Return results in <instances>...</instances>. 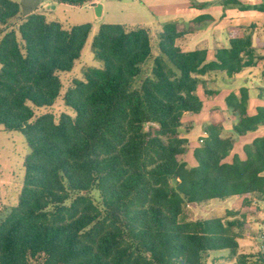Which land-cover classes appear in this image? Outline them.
<instances>
[{
  "label": "trees",
  "instance_id": "trees-1",
  "mask_svg": "<svg viewBox=\"0 0 264 264\" xmlns=\"http://www.w3.org/2000/svg\"><path fill=\"white\" fill-rule=\"evenodd\" d=\"M38 1L80 7L92 0ZM214 3L264 12V2ZM19 16L18 3L0 0V127L21 134L28 148L16 205L0 220V264H203L207 253L235 251L237 222L190 220L183 208L264 200V136L243 147L244 160L225 163L234 139L212 121L191 167L181 120L202 109L200 76L230 78L254 64L250 38L230 36L207 61L205 50L180 48L184 33L174 23L156 38L144 28L102 24L90 45L99 67L74 80L62 100L72 116L55 120L34 109L57 100L59 75L79 60L91 25ZM247 102L245 89L225 98L237 120L234 137L264 126V105L248 116ZM257 259L264 264V250Z\"/></svg>",
  "mask_w": 264,
  "mask_h": 264
},
{
  "label": "crops",
  "instance_id": "crops-1",
  "mask_svg": "<svg viewBox=\"0 0 264 264\" xmlns=\"http://www.w3.org/2000/svg\"><path fill=\"white\" fill-rule=\"evenodd\" d=\"M218 1L220 0H133L135 3L133 4V13L139 14V18L129 22L109 23L123 25L127 28H144L154 38L161 32L165 24L174 23L177 25L178 30L184 33L182 39L178 42L180 48L183 51L205 50L207 61L214 60L218 49L229 46L230 36H247L250 38L251 48L254 52V64L252 66L244 68L230 78L226 77L224 73H206L199 77L197 95L202 103V109L197 114H184L181 120L182 136L187 140L184 161L191 167L196 166L193 151L199 147V140L206 135L204 129L212 121L222 124L224 137L228 136L234 139L233 149L224 160L225 163H231L233 156H238L241 160H244L243 147L249 145L255 138L264 136V134H261L264 133V126H261L254 132L234 137L232 128L237 120L225 105V98L231 93L238 96L240 89H245L248 94V116L254 115L256 109L264 105L261 91L264 89V12L239 11L231 7L222 8L219 4L214 3ZM238 1L244 5H260L264 2V0ZM192 2L196 4H213L209 7L197 9L192 5ZM17 3L20 6V14L24 12L23 18L33 12L44 15L48 12L47 9L53 5L85 9L90 18L87 24L91 25L88 37L97 33V31H94L93 25L97 24L96 21L103 16L100 0H92L80 7L58 3L52 4L48 1L41 2L38 0H21ZM197 19L199 20L196 21ZM69 27L71 26L68 25L64 28ZM245 199V203L243 197H231L224 200L215 199L199 204H189L187 207L199 206L204 213V208H202L204 205L209 208V213H215V218L219 219L222 218L220 213H225L226 210H241L248 220L251 216L249 211L256 210V206L261 208L260 203L263 204L264 200L254 195H249ZM209 219H213V217L204 216L201 218V220ZM237 226H240V224H237Z\"/></svg>",
  "mask_w": 264,
  "mask_h": 264
},
{
  "label": "rangeland",
  "instance_id": "rangeland-1",
  "mask_svg": "<svg viewBox=\"0 0 264 264\" xmlns=\"http://www.w3.org/2000/svg\"><path fill=\"white\" fill-rule=\"evenodd\" d=\"M12 1L17 3L21 0ZM100 2L103 16L96 21L97 24L93 25L94 31H97L99 25L102 24L129 22L139 18V14L133 13V4H135L133 0H100ZM47 10L48 12L44 14L46 21L57 22L63 27L87 24L90 21L85 9L60 5ZM23 15L24 12L20 14V20L23 19ZM93 36L94 34L88 37L73 69L69 73L59 75L62 88L57 100L49 108L34 109L35 117L44 113L51 114L55 120L62 113L72 116V112L63 104V96L67 89L72 86L74 80L83 79L84 72L88 68L99 67L90 49ZM27 154L28 148L23 136L19 133L6 132L0 127V220L16 205L22 186L23 161ZM260 204L261 208L256 206V210L249 211L251 216L248 220L241 210L229 209L225 213H220L223 221L240 224V226L236 225L232 228V233L236 237L237 248L235 251L224 250L207 253L203 264H261L257 259V254L264 250V203ZM202 208H204V213L199 206H185L183 211L190 220H198L204 216L215 218L216 214L209 213L208 207L203 205Z\"/></svg>",
  "mask_w": 264,
  "mask_h": 264
},
{
  "label": "built area",
  "instance_id": "built-area-1",
  "mask_svg": "<svg viewBox=\"0 0 264 264\" xmlns=\"http://www.w3.org/2000/svg\"><path fill=\"white\" fill-rule=\"evenodd\" d=\"M206 137V135H204V137L202 139L199 140V143L201 144L203 139Z\"/></svg>",
  "mask_w": 264,
  "mask_h": 264
},
{
  "label": "water",
  "instance_id": "water-1",
  "mask_svg": "<svg viewBox=\"0 0 264 264\" xmlns=\"http://www.w3.org/2000/svg\"><path fill=\"white\" fill-rule=\"evenodd\" d=\"M51 8L53 9V8H54V6H51Z\"/></svg>",
  "mask_w": 264,
  "mask_h": 264
}]
</instances>
